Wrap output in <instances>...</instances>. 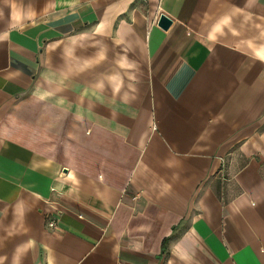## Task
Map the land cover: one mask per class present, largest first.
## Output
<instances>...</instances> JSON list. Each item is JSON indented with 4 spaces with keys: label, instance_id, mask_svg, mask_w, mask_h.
<instances>
[{
    "label": "crops",
    "instance_id": "crops-1",
    "mask_svg": "<svg viewBox=\"0 0 264 264\" xmlns=\"http://www.w3.org/2000/svg\"><path fill=\"white\" fill-rule=\"evenodd\" d=\"M0 264H264V0H0Z\"/></svg>",
    "mask_w": 264,
    "mask_h": 264
},
{
    "label": "built area",
    "instance_id": "built-area-1",
    "mask_svg": "<svg viewBox=\"0 0 264 264\" xmlns=\"http://www.w3.org/2000/svg\"><path fill=\"white\" fill-rule=\"evenodd\" d=\"M53 190H54V188H53ZM60 219H61V215L59 212L55 211V212L51 213L47 217V227L49 229L58 228Z\"/></svg>",
    "mask_w": 264,
    "mask_h": 264
},
{
    "label": "water",
    "instance_id": "water-1",
    "mask_svg": "<svg viewBox=\"0 0 264 264\" xmlns=\"http://www.w3.org/2000/svg\"><path fill=\"white\" fill-rule=\"evenodd\" d=\"M172 22L173 21L169 16H167L166 14H161L159 17L158 24L163 29H168L171 26Z\"/></svg>",
    "mask_w": 264,
    "mask_h": 264
}]
</instances>
